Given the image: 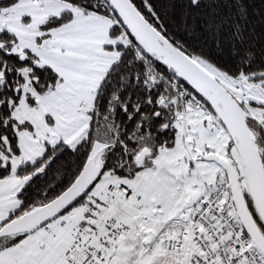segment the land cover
Instances as JSON below:
<instances>
[{
  "label": "snow or ice",
  "instance_id": "obj_1",
  "mask_svg": "<svg viewBox=\"0 0 264 264\" xmlns=\"http://www.w3.org/2000/svg\"><path fill=\"white\" fill-rule=\"evenodd\" d=\"M0 264H264V0H0Z\"/></svg>",
  "mask_w": 264,
  "mask_h": 264
}]
</instances>
